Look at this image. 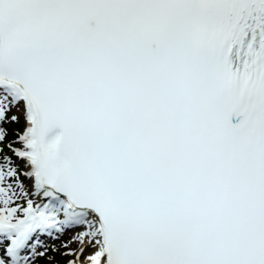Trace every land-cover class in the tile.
<instances>
[{
    "label": "snow or ice",
    "instance_id": "snow-or-ice-1",
    "mask_svg": "<svg viewBox=\"0 0 264 264\" xmlns=\"http://www.w3.org/2000/svg\"><path fill=\"white\" fill-rule=\"evenodd\" d=\"M60 248L264 264V0H0V264Z\"/></svg>",
    "mask_w": 264,
    "mask_h": 264
},
{
    "label": "rangeland",
    "instance_id": "rangeland-1",
    "mask_svg": "<svg viewBox=\"0 0 264 264\" xmlns=\"http://www.w3.org/2000/svg\"><path fill=\"white\" fill-rule=\"evenodd\" d=\"M72 234H73L72 232H68V233H66L64 236H62V238H61L60 240L54 242V244H55L56 246H60L61 243H63L64 241L69 240V239L71 238ZM71 246H72V247H75V245H71ZM62 249H63V248H62ZM63 251H65V249H63V250L61 251V253H62ZM67 259H69V257H65V256L60 255V257L56 259L55 264H66V260H67Z\"/></svg>",
    "mask_w": 264,
    "mask_h": 264
},
{
    "label": "trees",
    "instance_id": "trees-1",
    "mask_svg": "<svg viewBox=\"0 0 264 264\" xmlns=\"http://www.w3.org/2000/svg\"><path fill=\"white\" fill-rule=\"evenodd\" d=\"M57 253L58 252H52V253H49V254H53V256L56 257L57 256ZM41 262L42 263L44 262V263H47V264H50L51 263V261H48L46 258H42V261Z\"/></svg>",
    "mask_w": 264,
    "mask_h": 264
}]
</instances>
